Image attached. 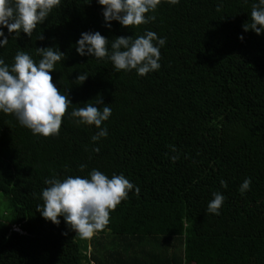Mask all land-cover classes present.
<instances>
[{
    "label": "trees",
    "instance_id": "trees-1",
    "mask_svg": "<svg viewBox=\"0 0 264 264\" xmlns=\"http://www.w3.org/2000/svg\"><path fill=\"white\" fill-rule=\"evenodd\" d=\"M258 2L161 0L145 14L155 20L125 27L106 22L98 0H61L31 37L0 26L9 67L20 51L38 64L37 47L65 54L50 74L72 102L59 134L48 137L0 110V264H264V32L243 28ZM97 31L109 54L118 36L155 32L165 39L153 41L160 68L140 76L107 57L79 55L81 33ZM87 103L111 108L100 128L71 117ZM101 128L107 136L92 141ZM93 169L123 174L135 187L103 230L81 239L37 205L46 179H90ZM213 192L225 198L219 214L207 212Z\"/></svg>",
    "mask_w": 264,
    "mask_h": 264
},
{
    "label": "clouds",
    "instance_id": "clouds-1",
    "mask_svg": "<svg viewBox=\"0 0 264 264\" xmlns=\"http://www.w3.org/2000/svg\"><path fill=\"white\" fill-rule=\"evenodd\" d=\"M61 0H0V26L7 27L8 32L19 36L21 30L31 37L38 24L47 19L54 7L60 5ZM170 4H177L179 0H167ZM103 6V16L106 22L118 21L122 26H139L155 16L146 17V13L155 11L161 0H98ZM219 10V9H218ZM110 27V23L107 24ZM245 31L249 29L257 34L264 32V0L253 4L251 10V24H244ZM0 46L6 45L8 38L0 28ZM39 39H43L41 35ZM243 40V36L240 37ZM157 40L159 46L165 44V39L158 38L153 31H146L142 36H118L111 44L109 54L108 39L100 32H83L76 42L79 55H89L98 59L107 57L117 71L135 69L137 74L144 76L160 68V49L154 45ZM37 53L42 56L39 63H35L29 54L17 52L14 63L9 67L0 59V110L5 114H14L19 123L29 128L34 135L44 137L58 135L62 118L67 114L71 100L67 94H61L53 83L52 75L55 64L65 57L59 49L52 47H37ZM87 73L77 76L76 83L81 84L87 78ZM103 105L102 99L95 101ZM111 108L86 104L84 107L74 108L71 117L77 124L95 125L100 128L103 121L111 115ZM107 130H101L91 137L97 141L107 136ZM175 149L173 148V151ZM95 151L99 152V148ZM173 162L178 157H171ZM82 171L86 165L81 164ZM89 178L68 176L61 181L55 177L46 179L48 187L42 190V205H37V211L54 224H59V216H63L66 223L75 230L81 239H90L97 231L103 230L109 223L110 211L115 210L122 200L128 198V193L135 186L123 174H113L111 178L99 170L93 169ZM221 186L227 183L221 180ZM251 179L246 178L239 191L243 194L249 190ZM139 193V188H135ZM35 195V193L33 194ZM213 199L208 203L207 212L219 214L224 196L213 192Z\"/></svg>",
    "mask_w": 264,
    "mask_h": 264
},
{
    "label": "rangeland",
    "instance_id": "rangeland-1",
    "mask_svg": "<svg viewBox=\"0 0 264 264\" xmlns=\"http://www.w3.org/2000/svg\"><path fill=\"white\" fill-rule=\"evenodd\" d=\"M93 236H94V235H93ZM90 243L93 244V247H95V241L92 240ZM167 245H168V248H169L170 245H175V244L168 243ZM176 246L178 247L179 251L182 250L181 243H180V244L177 243ZM183 248H184V247H183ZM161 249H162L163 251H167V246L162 247ZM170 249H171V248H170ZM169 251H170V250H169ZM136 255L138 256V253H136Z\"/></svg>",
    "mask_w": 264,
    "mask_h": 264
},
{
    "label": "crops",
    "instance_id": "crops-1",
    "mask_svg": "<svg viewBox=\"0 0 264 264\" xmlns=\"http://www.w3.org/2000/svg\"><path fill=\"white\" fill-rule=\"evenodd\" d=\"M172 244H174V243H172ZM181 247H182V245H181ZM170 248L179 251V249H178V247H177L176 245H170ZM173 251H174V250H173ZM135 254H136V253H135Z\"/></svg>",
    "mask_w": 264,
    "mask_h": 264
}]
</instances>
